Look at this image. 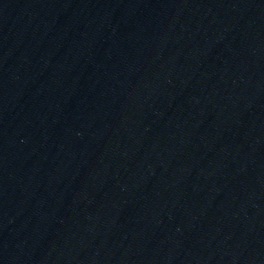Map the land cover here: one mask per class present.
I'll use <instances>...</instances> for the list:
<instances>
[{
  "label": "water",
  "instance_id": "water-1",
  "mask_svg": "<svg viewBox=\"0 0 264 264\" xmlns=\"http://www.w3.org/2000/svg\"><path fill=\"white\" fill-rule=\"evenodd\" d=\"M0 264H264V0H0Z\"/></svg>",
  "mask_w": 264,
  "mask_h": 264
}]
</instances>
